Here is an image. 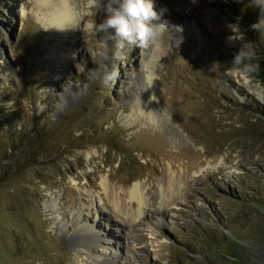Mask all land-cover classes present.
Here are the masks:
<instances>
[{
  "label": "rangeland",
  "instance_id": "1",
  "mask_svg": "<svg viewBox=\"0 0 264 264\" xmlns=\"http://www.w3.org/2000/svg\"><path fill=\"white\" fill-rule=\"evenodd\" d=\"M39 1L0 0V264H264V87L226 43L238 22L264 56V0H154L183 43L119 53L94 28L106 0H65L47 31ZM105 176L148 205L167 176L184 188L131 224Z\"/></svg>",
  "mask_w": 264,
  "mask_h": 264
},
{
  "label": "clouds",
  "instance_id": "2",
  "mask_svg": "<svg viewBox=\"0 0 264 264\" xmlns=\"http://www.w3.org/2000/svg\"><path fill=\"white\" fill-rule=\"evenodd\" d=\"M197 0H192L195 4ZM168 11L162 7L157 11L154 7V0H106L104 8V19L94 25L98 34L106 35L113 42L117 52H121L128 45H139L144 48H151L161 42L165 32L170 33L175 42L183 43V27L178 24H170V21L163 19ZM261 21L251 25V28L259 30ZM227 28L231 34L226 37V43H240L231 61L238 71L250 74L257 70V65L252 63L256 51L252 41L245 39L241 32L239 23L228 24ZM239 32L241 35L237 36ZM107 71V70H106ZM117 73L108 72L105 82L113 79Z\"/></svg>",
  "mask_w": 264,
  "mask_h": 264
},
{
  "label": "bare ground",
  "instance_id": "3",
  "mask_svg": "<svg viewBox=\"0 0 264 264\" xmlns=\"http://www.w3.org/2000/svg\"><path fill=\"white\" fill-rule=\"evenodd\" d=\"M38 4L39 7L41 6L48 10V22L46 21L48 25L45 22H43L44 25L39 23L40 20L39 22L37 21L46 31L47 27L52 25L56 28L63 29L66 23L74 16L73 12L66 5L65 0H40ZM170 12L174 18L180 19L184 16V14H177L172 10ZM184 17L189 16L185 15ZM63 66L67 68L65 61H63ZM101 180L102 181L99 182V188L102 191L101 195H103L102 198L105 200V204L112 209L115 217L118 216L121 220H126L127 222H131V224L139 223L142 214L146 213L145 209H152L151 211H153V213H160L163 212L164 209H169V205H171L174 200L178 199L183 187L182 178L173 179V176H167L163 185L154 190L153 195L149 199L151 200V204L148 205L145 196V188L140 182L135 181L128 188H123L111 184L108 176L103 177ZM108 241H110L108 237H100L97 243L103 246L110 245Z\"/></svg>",
  "mask_w": 264,
  "mask_h": 264
},
{
  "label": "trees",
  "instance_id": "4",
  "mask_svg": "<svg viewBox=\"0 0 264 264\" xmlns=\"http://www.w3.org/2000/svg\"><path fill=\"white\" fill-rule=\"evenodd\" d=\"M245 5L249 8L251 1L246 0ZM252 63L257 65V70L250 73V76L256 78V80L258 79V81L264 86V56L257 53Z\"/></svg>",
  "mask_w": 264,
  "mask_h": 264
},
{
  "label": "water",
  "instance_id": "5",
  "mask_svg": "<svg viewBox=\"0 0 264 264\" xmlns=\"http://www.w3.org/2000/svg\"><path fill=\"white\" fill-rule=\"evenodd\" d=\"M255 80H256V78H255ZM257 80H258V79H257ZM257 80H256V81H257ZM258 82H259V81H258ZM262 86H263V85H262ZM263 87H264V86H263Z\"/></svg>",
  "mask_w": 264,
  "mask_h": 264
}]
</instances>
